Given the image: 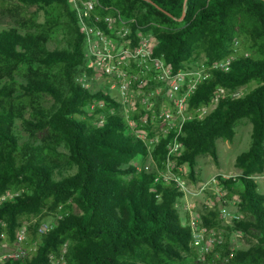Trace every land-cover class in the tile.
<instances>
[{
    "label": "trees",
    "instance_id": "16d2710c",
    "mask_svg": "<svg viewBox=\"0 0 264 264\" xmlns=\"http://www.w3.org/2000/svg\"><path fill=\"white\" fill-rule=\"evenodd\" d=\"M93 1L101 17L132 19L133 34L151 32L153 54L174 70L229 58L225 66L209 68L188 97L189 108L208 104L219 86L229 93L203 117L183 123L181 149L168 163V137L148 148L108 86L92 90L79 81L88 16L83 20L69 0H18L42 11L43 20L32 14L0 29V246L15 244L17 228L25 226L22 245L31 250L0 264H52L51 257L62 253L64 264H190L196 250L191 226L178 211L184 195L178 167L186 165L196 180L197 157L209 155L217 164V139L231 141L242 119L252 129L249 147L235 157L240 173L216 180L225 199L238 198L241 215L231 229L253 242L231 257L229 241L221 243L217 262L264 264V193L255 181L264 170V1L152 0L172 16L145 0ZM253 81L246 93L232 94ZM141 113L132 118L145 128ZM147 154L153 167L133 162ZM48 215L56 221L39 234ZM199 216V227L222 225L217 206ZM219 245L205 254L209 264Z\"/></svg>",
    "mask_w": 264,
    "mask_h": 264
},
{
    "label": "built area",
    "instance_id": "2783aa9c",
    "mask_svg": "<svg viewBox=\"0 0 264 264\" xmlns=\"http://www.w3.org/2000/svg\"><path fill=\"white\" fill-rule=\"evenodd\" d=\"M69 2L83 20L84 16H88L87 21L83 23L84 69H92L93 75L88 76L83 69L79 81L83 86H87L90 79L104 76L109 86L116 89L122 113L127 118L129 127L148 148L151 149L162 137L169 138L166 143L167 161L171 163L172 156L181 149L178 135L182 133L183 123L187 119L206 115L212 110L218 97L228 94L229 91L224 87H217L211 101L197 108L188 107V97L197 85L209 76V68L225 66L229 58L211 65L199 60L185 68L174 70L163 58L153 54L155 39L151 32L137 31L134 34L131 32L129 23L133 21L132 19L129 22L128 20L126 22V19L117 22L116 17L112 15L101 17L93 12V0H69ZM236 93L238 92L232 94ZM159 100L161 101L157 103ZM154 104L158 105L157 109ZM138 112H142L139 121L145 128H138L137 120L132 118V115ZM149 132L151 136L148 135ZM262 173L264 174V170ZM161 175L169 177V173ZM180 183L184 187L182 182ZM239 217V214L231 213L227 209L221 210L223 220L233 221ZM197 222L199 220L194 218L189 222L192 229L191 242L198 256L204 259L211 245L218 241L213 236L207 235H213V229L199 227ZM50 226L46 221H41L37 226V232L42 234ZM25 237V226H19L15 233V246L1 245L4 249L0 251V263L21 258L31 250L22 245ZM233 251L234 248L230 249L229 257L233 255ZM51 262L64 264L63 253L58 257H51Z\"/></svg>",
    "mask_w": 264,
    "mask_h": 264
},
{
    "label": "rangeland",
    "instance_id": "374dc122",
    "mask_svg": "<svg viewBox=\"0 0 264 264\" xmlns=\"http://www.w3.org/2000/svg\"><path fill=\"white\" fill-rule=\"evenodd\" d=\"M37 14L38 21L43 20L42 11L37 10L35 6L25 7L21 5L18 0H0V29L18 26V23L22 21L24 16ZM51 45V44H50ZM52 47V45H51ZM108 86L110 92L118 99L116 89H112L107 79L104 76L98 78H92L87 82V87L96 90L102 86ZM256 83L253 81L247 85L239 87L236 91L239 94H244L253 88ZM162 100V99H161ZM161 100L157 101L160 102ZM155 109L158 105L154 104ZM18 131L20 135L25 138L26 131L20 122H17ZM251 129L252 125L247 119L240 120L236 126L235 136L231 141L224 140L222 138L216 141V150L218 156V163L215 164L213 159L209 155H199L197 157L196 165V180H192L186 172V165L178 167L179 180L182 182L184 187L183 197L178 202V211L181 217V221L185 224H189L191 219L199 220V214L205 210L213 209L217 206L218 209H227L231 213H237L241 215L237 208L238 198L234 196L232 199H225L223 188L218 184L216 175L220 174L223 176H236L240 173V170L235 167L234 161L237 154L246 150L251 142ZM134 163L145 166H154V162L149 154L142 157H137L133 160ZM264 174L259 173L255 176L257 190L260 193H264ZM201 186H204L201 188ZM220 198L224 199L225 205H222ZM77 211V208H75ZM37 217L33 216L32 221L36 220ZM49 225L55 223L56 219L52 215H48L43 220ZM233 222L231 220H223L222 225L216 229H213V235L207 234L209 237L213 236L219 243L218 251L214 253L212 264H218L217 261L222 259L223 246L221 243L229 241L228 248H247L253 241L250 236H247L239 231L231 229ZM5 244V243H4ZM7 245V244H6ZM13 245H7L6 247H14ZM215 247V243L211 245V248ZM0 246V251L3 250ZM190 264H209L205 258L201 259L198 253H194ZM226 259L222 260L225 264Z\"/></svg>",
    "mask_w": 264,
    "mask_h": 264
},
{
    "label": "water",
    "instance_id": "95a60500",
    "mask_svg": "<svg viewBox=\"0 0 264 264\" xmlns=\"http://www.w3.org/2000/svg\"><path fill=\"white\" fill-rule=\"evenodd\" d=\"M151 4H153L154 6H156L158 9L162 10L163 12H165L166 14H168L169 16H172L169 12H167L166 10L162 9L161 7H159L155 2H153L152 0H145ZM264 1V0H263ZM185 14V11L182 12V16ZM182 16L179 17V20L182 19Z\"/></svg>",
    "mask_w": 264,
    "mask_h": 264
}]
</instances>
